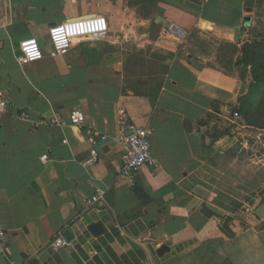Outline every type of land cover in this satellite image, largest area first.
<instances>
[{"label":"crops","instance_id":"obj_1","mask_svg":"<svg viewBox=\"0 0 264 264\" xmlns=\"http://www.w3.org/2000/svg\"><path fill=\"white\" fill-rule=\"evenodd\" d=\"M80 7L0 0V95L10 104L0 113V264H264V218L247 209L226 221L217 193L194 183L209 154L225 155L238 141L212 140L207 120L238 106L243 74L251 72L236 62L243 45L258 40L251 38L257 1L82 0ZM98 14L109 20L104 38L53 54L52 25ZM170 24L185 36L169 34ZM33 44L45 56L23 66ZM121 109L153 130L159 166L144 167L136 182L146 200L121 176ZM74 111L85 113L84 126L51 123ZM89 128L108 139L87 135ZM93 148L100 161L86 165ZM96 187L106 195L87 207ZM204 203L218 215L207 216ZM95 222L104 226L98 235L90 230ZM67 231L71 244L48 252Z\"/></svg>","mask_w":264,"mask_h":264},{"label":"rangeland","instance_id":"obj_2","mask_svg":"<svg viewBox=\"0 0 264 264\" xmlns=\"http://www.w3.org/2000/svg\"><path fill=\"white\" fill-rule=\"evenodd\" d=\"M59 1L64 3L66 0ZM68 1L77 2L78 9L81 8L82 0ZM255 1H257V9L254 16L257 19V25L255 29H251V38L264 40V0ZM96 44L97 41L85 38L74 41L71 49H87ZM222 49L227 51L229 56H232L234 52L232 46L223 45ZM135 61L138 63V58ZM243 76L245 83L242 94L244 95L251 84L252 77L250 73L245 74V72ZM208 121L211 122L210 125L212 124L211 128L209 126L211 134L226 133L225 135H236L238 138L230 153L222 156L209 154L203 166L194 175V183L203 182L217 193L216 205L220 211L226 212L224 218L227 217V221L230 218L227 213L233 215L245 212L247 209L255 211L264 202V130L247 125L242 116L235 113H227L223 116L212 114ZM205 153L206 150H202L201 155Z\"/></svg>","mask_w":264,"mask_h":264},{"label":"built area","instance_id":"obj_3","mask_svg":"<svg viewBox=\"0 0 264 264\" xmlns=\"http://www.w3.org/2000/svg\"><path fill=\"white\" fill-rule=\"evenodd\" d=\"M109 20L105 15H89L79 18L65 20L61 23L52 25L49 29V36L53 48L54 55H63L71 49L73 40H82L89 38L98 40L104 38L109 31ZM167 32L171 35L182 38L186 31L174 24H170ZM45 50L40 44H33L26 47L20 60L23 66H28L38 60L43 59ZM10 104L6 98L0 95V113L6 112ZM238 115V113H235ZM22 119H28L29 112L23 110L20 112ZM86 115L83 111H74L69 115L68 119H63L57 115L53 116L51 123L65 127L74 125L82 127L86 124ZM119 123V144L125 151L121 176L127 179L132 185H136L138 174L144 167L156 168L159 166V160L152 146L153 130L150 126L138 125L131 120L124 109H121L118 115ZM87 135L107 140L106 134L92 128L87 129ZM67 142V141H65ZM44 162L48 161V155L42 156ZM100 161V153L97 148L90 151V157L84 162L86 165L96 164ZM106 195V189L96 187L94 193L85 201L87 207H92L100 202ZM4 242V232L0 231V243ZM63 234L58 235L51 241L47 250L50 253H56L66 246L70 245Z\"/></svg>","mask_w":264,"mask_h":264},{"label":"trees","instance_id":"obj_4","mask_svg":"<svg viewBox=\"0 0 264 264\" xmlns=\"http://www.w3.org/2000/svg\"><path fill=\"white\" fill-rule=\"evenodd\" d=\"M236 65L245 68L250 67L252 81L246 92L239 97L238 106L232 109V113H238L245 120L247 125H252L256 129L264 130V40H253L243 45L242 56L237 60ZM224 134H211L212 140H217ZM233 149H230V152ZM228 152V153H230ZM226 153V154H228ZM225 154V155H226ZM222 156V155H219ZM136 193L146 200V192L135 185ZM203 212L207 216L218 215L206 203L202 206ZM223 230L227 234H232L228 223H224Z\"/></svg>","mask_w":264,"mask_h":264},{"label":"water","instance_id":"obj_5","mask_svg":"<svg viewBox=\"0 0 264 264\" xmlns=\"http://www.w3.org/2000/svg\"><path fill=\"white\" fill-rule=\"evenodd\" d=\"M190 125H191V124H189V123L186 124V128H188V130H190ZM256 213H257L260 217L264 218V202L261 203V204L256 208ZM90 230H91L95 235H98V234H100L101 232L104 231V226H103V224H102L101 222H95V223H93V224L90 225ZM65 236H66L67 240H69V239H70V236H71L70 232H69V231L65 232ZM166 248H167V246H163V247L160 249L159 253H162V251H164Z\"/></svg>","mask_w":264,"mask_h":264}]
</instances>
